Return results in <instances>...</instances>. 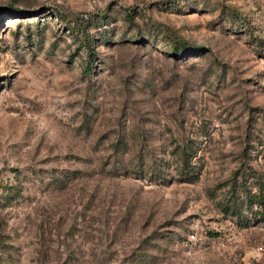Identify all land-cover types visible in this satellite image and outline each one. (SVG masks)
<instances>
[{
  "label": "rangeland",
  "instance_id": "374dc122",
  "mask_svg": "<svg viewBox=\"0 0 264 264\" xmlns=\"http://www.w3.org/2000/svg\"><path fill=\"white\" fill-rule=\"evenodd\" d=\"M262 204L264 0H0V264H264Z\"/></svg>",
  "mask_w": 264,
  "mask_h": 264
},
{
  "label": "trees",
  "instance_id": "16d2710c",
  "mask_svg": "<svg viewBox=\"0 0 264 264\" xmlns=\"http://www.w3.org/2000/svg\"><path fill=\"white\" fill-rule=\"evenodd\" d=\"M85 43H86V46L88 47V51L89 53L91 52V49H90V46H89V43H88V40H85ZM86 66H89L88 62L86 64ZM190 148V147H188ZM181 153L180 154V157H182V155L186 154V151H185V148H182L181 150ZM186 155L183 157V160H182V163L179 164V168H178V173H179V176L182 177V178H185L187 180H191V178L193 177V175L195 174V169L193 168V165L191 163H189L188 161H186ZM140 167L137 168V170H141V168L139 169ZM159 169L158 171H151V173L154 175V177H160V178H163L162 174L159 173ZM261 199V197L259 198ZM260 202L262 203L263 200L261 199ZM264 205V204H262ZM264 208V207H263Z\"/></svg>",
  "mask_w": 264,
  "mask_h": 264
}]
</instances>
